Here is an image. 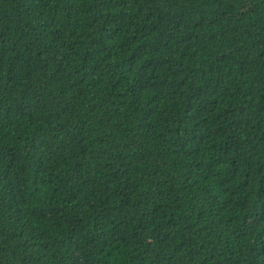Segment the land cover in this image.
<instances>
[{
    "label": "trees",
    "instance_id": "16d2710c",
    "mask_svg": "<svg viewBox=\"0 0 264 264\" xmlns=\"http://www.w3.org/2000/svg\"><path fill=\"white\" fill-rule=\"evenodd\" d=\"M0 264H264V0H0Z\"/></svg>",
    "mask_w": 264,
    "mask_h": 264
}]
</instances>
